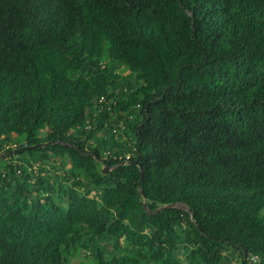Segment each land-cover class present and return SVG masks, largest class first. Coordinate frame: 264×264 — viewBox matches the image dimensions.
Here are the masks:
<instances>
[{"label": "trees", "instance_id": "1", "mask_svg": "<svg viewBox=\"0 0 264 264\" xmlns=\"http://www.w3.org/2000/svg\"><path fill=\"white\" fill-rule=\"evenodd\" d=\"M0 264H264V0H0Z\"/></svg>", "mask_w": 264, "mask_h": 264}, {"label": "water", "instance_id": "2", "mask_svg": "<svg viewBox=\"0 0 264 264\" xmlns=\"http://www.w3.org/2000/svg\"><path fill=\"white\" fill-rule=\"evenodd\" d=\"M13 152H15V151H13ZM13 152H10V154L13 153ZM107 172H108V168L103 167L102 168V173L106 174ZM142 205L145 208V204L143 203ZM171 207H176V208L184 209L185 211L189 212V210L184 205L176 204V203L175 204H169V205L162 206L158 210H161V209H164V208H171ZM243 256H244L243 260L245 261L247 259V252L244 249H243Z\"/></svg>", "mask_w": 264, "mask_h": 264}]
</instances>
